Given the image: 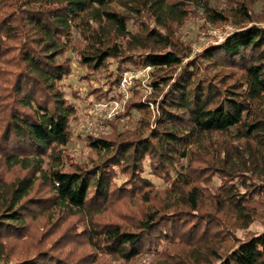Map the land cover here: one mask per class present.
I'll list each match as a JSON object with an SVG mask.
<instances>
[{
	"label": "trees",
	"instance_id": "obj_1",
	"mask_svg": "<svg viewBox=\"0 0 264 264\" xmlns=\"http://www.w3.org/2000/svg\"><path fill=\"white\" fill-rule=\"evenodd\" d=\"M224 1L232 11L0 0V264H264V232L230 241L264 202V24L257 0ZM198 5L245 26L184 62L180 28ZM68 51L104 72L97 100L115 95L124 68L151 67L155 128L138 81L121 114L138 113L134 128L83 138L91 165L62 163L78 120L62 83Z\"/></svg>",
	"mask_w": 264,
	"mask_h": 264
},
{
	"label": "rangeland",
	"instance_id": "obj_2",
	"mask_svg": "<svg viewBox=\"0 0 264 264\" xmlns=\"http://www.w3.org/2000/svg\"><path fill=\"white\" fill-rule=\"evenodd\" d=\"M211 7H216L219 10L226 9L228 11L230 6L228 2L224 0H211ZM219 7V8H218ZM195 16L186 20L185 24L180 28L179 39L181 40L184 52L190 53L189 58H185L184 62L188 59H193L195 55L201 53L210 45H215L223 41L232 32L239 30L241 27L245 26V23L241 22V25H235L232 20L234 16L225 22H214L211 18L204 12V10L198 5L194 8ZM253 13L260 20L254 21V24L262 25L264 24V0H257L252 5ZM229 33V31H231ZM229 33L228 35H226ZM66 56L71 59V74L62 80L63 89L66 92L68 100L77 108L78 120L70 121V129L72 139L70 143L64 149L65 157L62 158L63 165L68 166L71 162L75 163H86L91 165L94 155L91 153L88 145L84 142V137L87 134H92L95 137L108 136L114 138L118 132L125 130H132L136 124V119L138 117L137 112H133L128 118L127 116L120 115V118L108 121L105 123L103 130L94 129L92 131L86 130V119L88 115V109L91 101L94 99V95H88L92 92L96 86H100L104 81V72H93L89 74L90 71L86 70L84 67L80 66L76 61V56L73 52L68 51ZM151 78V76H150ZM150 79L148 80L149 83ZM142 102L147 104L151 110L152 117L150 119L149 128L153 129L156 126V115L157 106L151 101H147V97L152 93V87L148 84H142ZM164 91H156L152 96L159 100L160 96ZM132 95V94H131ZM131 97V96H130ZM107 98V97H106ZM128 102V101H127ZM126 102V104H127ZM125 104V106H126ZM125 111V107L123 112ZM122 112V113H123ZM113 124V125H111ZM117 124L118 126H115ZM48 162L47 159L44 160L43 166H46ZM49 165V164H48ZM119 178H122L121 176ZM264 180V178H262ZM158 183L156 180H154ZM215 185L219 181L215 178ZM264 201V196H263ZM260 215L255 217V220L245 229H236L230 241L232 243H240L244 240L249 239L253 235H259L264 232V202H262V208L259 210Z\"/></svg>",
	"mask_w": 264,
	"mask_h": 264
},
{
	"label": "built area",
	"instance_id": "obj_3",
	"mask_svg": "<svg viewBox=\"0 0 264 264\" xmlns=\"http://www.w3.org/2000/svg\"><path fill=\"white\" fill-rule=\"evenodd\" d=\"M150 71V66L124 68L116 86L115 95H110L106 99L91 101L85 124L86 130H103L105 123L120 118L125 104L131 96V88L138 81L140 85L145 84V82L148 85Z\"/></svg>",
	"mask_w": 264,
	"mask_h": 264
}]
</instances>
